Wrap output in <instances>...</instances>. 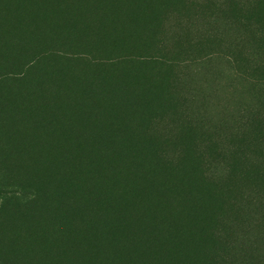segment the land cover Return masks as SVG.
<instances>
[{
  "label": "rangeland",
  "instance_id": "1",
  "mask_svg": "<svg viewBox=\"0 0 264 264\" xmlns=\"http://www.w3.org/2000/svg\"><path fill=\"white\" fill-rule=\"evenodd\" d=\"M0 264H264V0H0Z\"/></svg>",
  "mask_w": 264,
  "mask_h": 264
},
{
  "label": "trees",
  "instance_id": "2",
  "mask_svg": "<svg viewBox=\"0 0 264 264\" xmlns=\"http://www.w3.org/2000/svg\"><path fill=\"white\" fill-rule=\"evenodd\" d=\"M70 49H72V48H70ZM68 54L70 56L73 55L72 52L68 53ZM167 66L170 69L176 68V64L174 62H171L170 64H167ZM175 109H176V107H175ZM235 153L236 152H232V154H231L230 152H228L225 146H223V147L215 146L214 150H208L207 154H205L208 157V159H207V161H203V165H202V166H204V169H206V171H205V173L202 174V176L204 178H207V176L205 174H207L209 172V170L207 171V166H209L211 164H206V163H210V162H212V161H214L216 159H219L218 161H215L214 163H215V165L221 166L222 164H225V163H223V161H226L230 156H231V158L234 157V159H235L237 157V155ZM83 160H84V158H79L78 160H76V162H78V163L75 166V169L73 170V172L69 174L68 178H76V180L80 179L82 181L84 180V181L87 182V184L85 186H88L90 184L91 185L95 184V182L98 181L97 174L85 169V167L83 165ZM71 163H72L71 161L66 162L65 169H68V167H69V165ZM209 173L211 175L217 174V173L212 172L211 170H210ZM203 177H202V179H203ZM174 183H175V178L172 177L169 180V184H170L169 187H172L174 185ZM76 200H77V198H73L71 200V202L73 203ZM189 203H190V207H191V206H193V205H195L197 203V200L196 199H192V200L189 201ZM79 225H80V222L77 221L76 226L79 227ZM81 230L83 232H85V227L81 228Z\"/></svg>",
  "mask_w": 264,
  "mask_h": 264
}]
</instances>
